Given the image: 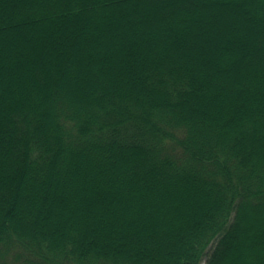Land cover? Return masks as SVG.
<instances>
[{
    "label": "trees",
    "instance_id": "16d2710c",
    "mask_svg": "<svg viewBox=\"0 0 264 264\" xmlns=\"http://www.w3.org/2000/svg\"><path fill=\"white\" fill-rule=\"evenodd\" d=\"M0 264H264V0H0Z\"/></svg>",
    "mask_w": 264,
    "mask_h": 264
}]
</instances>
